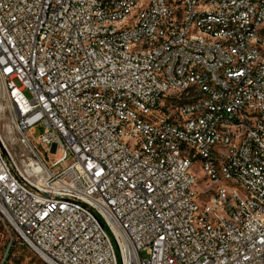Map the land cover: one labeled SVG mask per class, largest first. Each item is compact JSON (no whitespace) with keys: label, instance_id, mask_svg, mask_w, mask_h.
I'll use <instances>...</instances> for the list:
<instances>
[{"label":"built area","instance_id":"2783aa9c","mask_svg":"<svg viewBox=\"0 0 264 264\" xmlns=\"http://www.w3.org/2000/svg\"><path fill=\"white\" fill-rule=\"evenodd\" d=\"M0 236L264 264V0H0Z\"/></svg>","mask_w":264,"mask_h":264},{"label":"rangeland","instance_id":"374dc122","mask_svg":"<svg viewBox=\"0 0 264 264\" xmlns=\"http://www.w3.org/2000/svg\"><path fill=\"white\" fill-rule=\"evenodd\" d=\"M25 96L27 98L30 97L29 92L25 91L24 92ZM43 128H40L39 126L35 127V136H38L42 132ZM18 145H11V149L15 150L17 149ZM61 156L59 152H57L53 158L58 159ZM71 155H68L67 160H71ZM1 237V236H0ZM4 241L3 238H0V242L2 243ZM13 254L14 256L11 258L12 259V264H45L43 263L36 255H34L31 251H29L26 247H20V246H15L13 249Z\"/></svg>","mask_w":264,"mask_h":264}]
</instances>
